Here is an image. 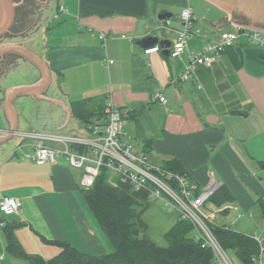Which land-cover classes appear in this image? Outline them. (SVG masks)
I'll list each match as a JSON object with an SVG mask.
<instances>
[{
    "label": "crops",
    "instance_id": "obj_1",
    "mask_svg": "<svg viewBox=\"0 0 264 264\" xmlns=\"http://www.w3.org/2000/svg\"><path fill=\"white\" fill-rule=\"evenodd\" d=\"M15 1L20 3L15 21L0 45L24 44L50 68L49 84L40 87L34 84L41 79L40 70L24 56H0V137L14 133L0 144V199L13 196L22 202L20 211L5 221L20 225L15 234L28 253L56 255L60 248L47 239L70 242L96 256L113 250L87 204L82 171L64 156L36 163L37 141L23 136L32 130L82 132L88 122L75 115L73 104L83 102L98 112L107 97L129 110L124 141L148 143L151 161L160 165L176 158L198 186L218 182L230 190L233 200L215 206V224L246 234L264 227V50L243 38L212 65L197 64L196 75L186 80L178 77L189 63L188 53L166 54L183 27L179 16L184 7L193 8L199 29L189 40L192 49L231 28V13L206 5L210 0H47L42 4L47 18L37 21L43 23L42 32L33 38L31 24L22 29L17 23L35 8L27 9L28 0ZM31 1L37 6L42 0ZM163 12L173 16L163 22L158 18ZM153 35L170 40V47L139 43ZM156 45L160 50L145 52ZM27 84L37 87L9 99L14 87ZM159 92L166 103L153 99ZM203 209L210 213L212 208L207 202ZM180 217L179 211L158 209L162 234L148 237L161 242ZM6 246L0 227V261L20 264L6 259Z\"/></svg>",
    "mask_w": 264,
    "mask_h": 264
},
{
    "label": "built area",
    "instance_id": "obj_2",
    "mask_svg": "<svg viewBox=\"0 0 264 264\" xmlns=\"http://www.w3.org/2000/svg\"><path fill=\"white\" fill-rule=\"evenodd\" d=\"M180 19L183 27L178 30L176 39L170 47V54L181 57L188 53L189 63L178 77L186 80L196 75V65H212L217 57L228 47L241 44L246 39L247 44L264 50V30L247 28L233 23L231 28L223 30L214 41L205 43L199 49L189 47V40L199 32L195 27L196 18L193 8L186 6L182 9ZM106 37L105 33L101 34ZM160 50L156 45L145 50L151 53ZM153 99L162 103L167 102L163 93H155ZM107 116L103 124L86 125L82 132H47L27 131L24 137L36 139L34 160L38 164L54 163L60 156L68 159L70 164L82 171L80 185L83 189L92 187L106 169L109 181L116 185L122 181L135 190H146L149 199L161 202L165 207L178 210L184 218L196 227L206 243L212 246L223 264H234L225 250L221 247L210 227L214 223L216 212L207 214L203 207L214 193L220 188V183L212 182L206 186H198L188 177L176 174L161 165L151 161L147 151L140 145L128 143L122 139L123 125L129 119V110L115 104L113 99L106 98ZM176 179L177 186L170 181ZM22 202L13 196L0 199V213L10 216L18 213ZM223 210V209H222ZM5 221L0 219V226ZM258 242L260 251L254 262L264 264V228L261 233L253 234Z\"/></svg>",
    "mask_w": 264,
    "mask_h": 264
},
{
    "label": "trees",
    "instance_id": "obj_3",
    "mask_svg": "<svg viewBox=\"0 0 264 264\" xmlns=\"http://www.w3.org/2000/svg\"><path fill=\"white\" fill-rule=\"evenodd\" d=\"M73 108L76 116L88 122L86 125H101L107 116L106 101L104 110L98 112H91L96 108L86 107L83 102H75ZM90 114H98L99 118L90 119ZM147 144L142 145L146 151L149 146ZM161 167L189 178L176 158L167 160ZM170 182L177 186L176 179ZM82 190L87 204L113 244L111 252L96 256L82 252L70 242L47 239L48 243L58 246L60 251L50 258H44L28 253L15 234L20 225L7 221L1 227L6 236V253L13 258L28 260L29 264H223L215 249L206 243L193 223L183 216L166 233L167 246H160L149 239L145 232L147 223L142 218L144 211L153 204L148 192L135 190L122 181L113 185L106 169L101 171L92 187ZM232 200L230 190L220 186L208 202L212 201L222 208ZM260 203L264 212V198L260 199ZM5 217L0 219L6 220ZM210 227L226 253L233 250L242 264H255L254 258L258 257L260 247L253 234L222 224L211 223Z\"/></svg>",
    "mask_w": 264,
    "mask_h": 264
},
{
    "label": "water",
    "instance_id": "obj_4",
    "mask_svg": "<svg viewBox=\"0 0 264 264\" xmlns=\"http://www.w3.org/2000/svg\"><path fill=\"white\" fill-rule=\"evenodd\" d=\"M212 3L222 7L229 13L233 12V20L239 26L264 30V0H210ZM20 5L15 0H0V41L3 36L10 32L15 21L16 9ZM173 16V12H163L158 15V18L165 22ZM159 42L161 46L169 48L170 40H160L159 36H148L141 41L140 44ZM6 52H16L24 56L29 62L34 64L41 72V79L34 83L40 87H46L50 82V68L46 61L35 51L31 50L24 44L12 43L0 45V56H4ZM170 49H167L166 54L169 55ZM34 84L20 85L14 87L10 92L9 99H14L27 91H34L37 87ZM35 86V87H34ZM14 130H12L13 132ZM14 133H8L0 137V144L5 138L8 139Z\"/></svg>",
    "mask_w": 264,
    "mask_h": 264
},
{
    "label": "rangeland",
    "instance_id": "obj_5",
    "mask_svg": "<svg viewBox=\"0 0 264 264\" xmlns=\"http://www.w3.org/2000/svg\"><path fill=\"white\" fill-rule=\"evenodd\" d=\"M46 1L47 0H42L41 1V5H37V6H35L33 3H35L34 1L32 2L31 0H28L27 1V3H29V4H31V6L30 5H27V9H34V11H33V13H32V16H29L28 18H26V19H24L23 17L18 21V23H17V26H19L20 28H22V29H24V28H26V27H28L30 24H31V28H34L33 29V31H32V34H33V38L34 37H36V36H39L40 35V33L42 32V29H43V23L40 21V23H38L39 21L38 20H40L42 17V19L41 20H43L44 18H47V16H46V12L43 14V11H45L44 10V5H42V4H45L46 3ZM206 3V5H209V6H211V7H215V6H213L214 4L213 3H211V2H205ZM217 7V6H216ZM22 9V8H21ZM47 14H48V12H47ZM231 14L233 15V12L231 11ZM35 19H36V21H35ZM173 20H176V18H172ZM38 21V22H37ZM36 39V38H35ZM35 39H33V40H35ZM15 40H22V38H18V39H15ZM32 40V41H33ZM26 79H28V78H26ZM157 164V163H156ZM158 165H160V164H158ZM214 204V205H213ZM208 206L210 207V208H212L211 209V211H208V212H216V211H214L215 209H216V205H215V203L214 202H212V201H209L208 202ZM204 208V207H203ZM158 209L159 210H161V211H163L164 213H170V212H173V213H177V211L178 210H175V209H170V208H167V207H165L161 202H153V204L149 207V208H147L145 211H144V213H143V215H142V218H143V220L147 223V229H146V235L148 236L149 234H153V236H154V234L155 235H157V234H162L161 233V229L163 228V224H161V223H159V225H158ZM204 210V209H203ZM207 213V212H206ZM210 213H207V214H210ZM261 214H262V216L264 217V215H263V213H262V211H261ZM167 215H169V214H167ZM5 221V220H4ZM264 221V220H263ZM264 223V222H263ZM263 223H261V224H259V226H262L263 225ZM5 224H6V221H5ZM4 224V225H5ZM3 225V226H4ZM3 226H0V227H3ZM170 226V225H169ZM261 228V227H260ZM263 228L264 227H262L260 230H259V233H261L262 231H263ZM168 232V231H167ZM166 232V233H167ZM1 233H2V231H1ZM166 235V234H165ZM149 239H151L150 237H148ZM153 242H156V241H154L153 239H151ZM158 244H161L160 246H163L164 244V246H166L167 244H168V242H167V239H166V237L164 236L163 237V239H162V241L161 242H157ZM156 243V244H157ZM112 244V243H111ZM112 247H113V244H112ZM228 254V256L230 257V259L232 260V262L234 263V264H242L241 262H240V260L237 258V256L235 255V253H234V251L233 250H229V252L227 253ZM5 255H7V258L6 259H12V261H16V262H18V263H20V264H29V261L28 260H25V259H16V258H10V256L8 255V254H6V250H5ZM1 262H2V264H6L5 263V261L4 260H1ZM263 263H264V261H263ZM255 264H261L260 262H256Z\"/></svg>",
    "mask_w": 264,
    "mask_h": 264
}]
</instances>
